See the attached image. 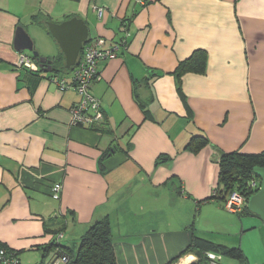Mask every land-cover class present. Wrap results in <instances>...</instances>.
<instances>
[{"label": "crops", "instance_id": "1", "mask_svg": "<svg viewBox=\"0 0 264 264\" xmlns=\"http://www.w3.org/2000/svg\"><path fill=\"white\" fill-rule=\"evenodd\" d=\"M94 4L105 6L101 17ZM33 16L82 18L108 46L130 33L92 85L102 131L70 125L79 95L57 82L71 70L55 71L53 60L51 72L16 67L18 26L41 56L63 53ZM199 48L205 71L186 73L178 89L173 72ZM199 134L209 143L185 149ZM231 152H264V0H0V247L21 264H61L67 241L105 217L117 264H168L190 244L193 223L194 233L210 232L196 228L195 212L224 213L222 201L205 200ZM161 155L170 159L158 165ZM56 181L60 200L50 195ZM61 232L63 247L45 257Z\"/></svg>", "mask_w": 264, "mask_h": 264}, {"label": "trees", "instance_id": "2", "mask_svg": "<svg viewBox=\"0 0 264 264\" xmlns=\"http://www.w3.org/2000/svg\"><path fill=\"white\" fill-rule=\"evenodd\" d=\"M33 19L39 21L40 18H38L37 16H33ZM38 23L41 24L47 30L48 33H50L46 22L39 21ZM92 38L94 37H89L87 42H89ZM129 43L130 40H126L123 46H128ZM21 53H26L29 57H31L32 59H34L39 63L38 59L34 57L31 52L24 50L21 51L20 54ZM82 53L83 51L81 52L79 60L82 57ZM51 60H53V66L55 71L57 69L58 70L64 69L65 71H70V70L72 71L74 69V67L70 69L66 68V60L64 53H60L56 57V59H51ZM206 63H207V50L202 48L194 50L188 58L180 61L176 70L173 72L179 83L178 89L181 88L182 76L190 72L203 73L206 68ZM16 67H18L17 64ZM18 68L27 69L25 67H18ZM100 124H97L93 128L102 131V128H99ZM208 143H209L208 138L205 135L203 134L195 135L190 139L185 149L193 153H198ZM169 159L170 158L167 157L166 155H161L157 159V164L158 165L162 164L165 161H168ZM218 162L220 166L218 187L215 190V195H212L211 197L207 198L205 201L215 199L218 201L220 200L225 202L229 194H231L234 191H238L242 193L248 199L251 195H253L259 190V187L261 185V179L259 178V176H257L254 173V168L256 166L264 167V152L222 153ZM254 180H256L257 182L256 186L252 185V182ZM169 183L174 184L173 178L169 180ZM50 195L52 197V192H50ZM235 213L239 214L240 216L243 215L256 216L248 209L247 203L240 212H235ZM191 227L193 232H192V238L190 244L184 250H182L177 257L173 258L168 264H173L175 262H178L185 255L188 254H194L197 257V261L193 262L192 264H209L210 258L208 257L207 254L208 252L217 253L219 255H222V257L229 258L232 260L233 259L238 260L241 264H244L245 262L246 264L247 257L243 253L241 247H230V246L217 244L204 237H200L196 235V233H194L195 232L194 223L192 224ZM60 245L62 246V244H60L59 242L57 243L55 241V243L49 245V247H42V249L45 252V257H46V253L49 254L54 246L56 247ZM1 247L9 248L7 246H1ZM60 250L61 251L59 253L60 254L59 259H61L62 256L68 257V262L65 264H117L110 219L108 217H105L93 223L88 228V230L80 237L79 248L77 252H74L70 246L65 247V249L62 248ZM60 263L64 264L63 262Z\"/></svg>", "mask_w": 264, "mask_h": 264}, {"label": "built area", "instance_id": "3", "mask_svg": "<svg viewBox=\"0 0 264 264\" xmlns=\"http://www.w3.org/2000/svg\"><path fill=\"white\" fill-rule=\"evenodd\" d=\"M142 2V0H140ZM94 9L101 17L105 11V6L95 5ZM130 33L126 31V35L116 44L107 45V41L103 37H94L84 45L81 59L71 71L72 76L68 79H61L57 83L62 90L73 88L79 95V100L70 108V125L84 128H93L97 124L104 121L105 113L102 106V100L95 96L92 92L94 82L101 79L100 62L117 57L119 50L124 42L128 40ZM18 67H25L32 72L40 69L39 63L29 57L26 53H21L17 61ZM253 186L257 185L256 180L252 182ZM261 186V185H260ZM260 188V187H259ZM52 198L58 200L63 192V184L55 182L51 188ZM248 199L240 192L234 191L227 197L225 207L230 212H240ZM64 237V232L59 233L55 241L58 243ZM210 258L209 264H224L222 255L208 252ZM187 259V258H186ZM183 259L179 264L191 263L189 260ZM59 262L64 264L68 262L67 256H62ZM0 264H21V259L16 250L11 248L0 247Z\"/></svg>", "mask_w": 264, "mask_h": 264}, {"label": "rangeland", "instance_id": "4", "mask_svg": "<svg viewBox=\"0 0 264 264\" xmlns=\"http://www.w3.org/2000/svg\"><path fill=\"white\" fill-rule=\"evenodd\" d=\"M220 203L223 206L224 213L217 211L211 206H206L199 212H195L196 228L202 227L206 231H210L209 233L198 232L196 235L217 244L241 247L247 257L246 264H264V223L262 224L263 226L257 224L254 226V224H251L250 219L254 220L255 218V220H258L256 218L259 217L245 215L240 217L239 214L227 210L225 202L222 201ZM259 220L262 223V220ZM67 244L74 252L78 251L79 240L72 241L69 239ZM190 257H187V260L193 262L194 258ZM183 259L174 264L181 263ZM222 262L224 264H241L238 260H231L225 257L222 258Z\"/></svg>", "mask_w": 264, "mask_h": 264}, {"label": "water", "instance_id": "5", "mask_svg": "<svg viewBox=\"0 0 264 264\" xmlns=\"http://www.w3.org/2000/svg\"><path fill=\"white\" fill-rule=\"evenodd\" d=\"M47 25L65 55L66 68L74 67L79 60L85 43L90 37L88 24L84 19L74 16L61 23L49 21ZM14 47L17 51L27 50L31 52L38 59L40 67L45 72L53 71L52 60L41 56L35 50L33 39L23 26L17 27ZM254 173L261 179V186L256 193L248 198L247 206L264 223V167L256 166Z\"/></svg>", "mask_w": 264, "mask_h": 264}, {"label": "clouds", "instance_id": "6", "mask_svg": "<svg viewBox=\"0 0 264 264\" xmlns=\"http://www.w3.org/2000/svg\"><path fill=\"white\" fill-rule=\"evenodd\" d=\"M79 61V60H78Z\"/></svg>", "mask_w": 264, "mask_h": 264}]
</instances>
